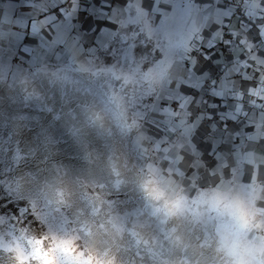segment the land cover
I'll list each match as a JSON object with an SVG mask.
<instances>
[{
  "label": "crops",
  "instance_id": "crops-1",
  "mask_svg": "<svg viewBox=\"0 0 264 264\" xmlns=\"http://www.w3.org/2000/svg\"><path fill=\"white\" fill-rule=\"evenodd\" d=\"M140 2L131 0L122 9L124 0H78L77 6L62 0H0V54L6 69L87 70L110 54L103 50L105 40L113 52L136 28L173 34L171 54L162 62L136 120L135 164L145 178L174 195L240 192L243 217L238 229L256 251L257 263L264 264V0H198L183 8L173 0H142V7ZM169 5L172 11H168ZM53 15L57 19L55 35L45 23ZM37 17L44 19L35 27H43L51 39L32 43L24 25ZM110 18L121 26L117 29L120 39L115 42L110 33L101 39V32L112 27L106 23ZM131 21L136 25L133 32L126 27ZM209 36L216 47L210 53L212 59L206 60L202 57L207 48L201 45L209 43ZM98 43L101 47L93 49ZM182 77L188 83L204 85L201 97L208 96L207 81L217 82L215 91L223 95L226 115L234 121L228 124L227 133L208 134L205 120L195 134L198 151L189 140L192 127L186 123V112L180 111L178 117L169 112L164 119L153 112L161 107L159 101L176 95L173 82ZM106 78L110 89L117 80L110 75ZM198 111L210 109L193 107V118ZM206 135L216 145L212 153L202 143Z\"/></svg>",
  "mask_w": 264,
  "mask_h": 264
},
{
  "label": "rangeland",
  "instance_id": "rangeland-1",
  "mask_svg": "<svg viewBox=\"0 0 264 264\" xmlns=\"http://www.w3.org/2000/svg\"><path fill=\"white\" fill-rule=\"evenodd\" d=\"M133 33L136 38L133 34L127 37V46L119 41L113 52L87 70L22 67L16 72L8 71L0 54V264H15V252L29 253L32 236H75L82 248L90 250L84 235H89L94 227L112 235L110 241H105L102 252L91 250L97 256V264H169L165 252L156 248L155 240L144 238L140 232L159 214L156 205L144 196L143 191L137 196L122 191L125 179L121 172L133 168L142 172L134 161L136 120L144 98L160 73L162 62L171 54L173 34L146 28ZM133 44L136 45L134 55L131 52ZM77 72L101 85L91 81L102 91L101 98L108 101L107 113L112 119L117 117L115 132L120 137L107 132L105 137L115 141L111 140L110 144L98 142L103 158L97 166L98 178L94 184L87 185L78 180L77 198L90 208L85 218L86 207L75 208L68 201L66 176L62 159L56 156L57 149H50L53 142L47 135H40L42 128H48L50 114L53 113L54 121L59 115L45 102L46 98L37 91L35 82L42 73L51 81L66 86L73 82L72 74ZM27 74H31L34 81L29 82V76L26 80ZM107 75L117 80L110 89ZM66 98L62 93V99ZM25 137L33 139L36 149L30 151L22 147ZM39 151L42 153L40 158L37 156ZM49 169L59 178L53 201L48 199L44 186ZM37 170L39 174H36ZM26 183L30 189H24ZM141 183L137 179L142 190ZM182 196L187 206L184 215L200 226L205 237L210 233L217 240L218 250L223 249V254L236 264H258L256 251L238 229V220L243 217L239 212L243 202L240 192ZM94 198L98 202L91 205ZM143 199L142 210H139L137 203ZM72 209H75L76 217L72 215ZM155 220L156 229L165 223ZM218 227H224L225 232L219 234ZM204 243L205 240H199L201 246ZM24 258L30 257L25 255Z\"/></svg>",
  "mask_w": 264,
  "mask_h": 264
},
{
  "label": "bare ground",
  "instance_id": "bare-ground-1",
  "mask_svg": "<svg viewBox=\"0 0 264 264\" xmlns=\"http://www.w3.org/2000/svg\"><path fill=\"white\" fill-rule=\"evenodd\" d=\"M41 74L35 80L37 91L45 96V102L52 105L53 112L59 115V119L54 121L53 113L50 114L47 118L48 128H42L40 135H47L53 142V146H49V148L57 149L58 154L56 156L62 159V169L65 172L64 177L66 176L65 189L68 201L75 205V208L86 207V214L83 211L85 218L88 217L90 208L87 203H82L77 198L79 190L77 183L78 180H83L85 184L93 185L97 180V166L103 158L102 152L99 153L98 142L110 144L111 140H114L113 138L107 139L105 134L111 132L117 135L115 132L117 117L112 119V116L107 113L110 105L107 100L101 98L102 91L84 75L73 73V82L64 86L62 83L51 81L48 76ZM28 76L31 79L29 82L34 81L31 74H27L26 80ZM62 93L66 94L65 100L62 99ZM40 118H42L41 115ZM117 137L120 139L118 135ZM22 140V147L25 150L36 149L37 145L32 138L25 137ZM37 153H39L37 156L40 158L42 153L40 151ZM35 172L36 174L40 173L38 170ZM121 174L125 179L121 190L128 191L134 196L139 195L142 190L137 184V179L143 182L145 179L143 173L133 168V170H126ZM58 183V175L49 169L44 186L50 201L55 200L54 189L58 187ZM26 187L29 188L28 183L24 185V189ZM97 202L98 200L94 198L91 205ZM137 204L138 209L142 210L144 199ZM71 213L76 217L75 209H72ZM143 217L145 216L143 215ZM155 219L164 220L165 223L160 226V229H156ZM92 229L89 235H84V239L90 250L102 252L104 243L110 241L112 235L102 232L98 227ZM225 230L224 227H218L219 234ZM140 232L144 238L155 240L156 248L165 252L169 264H229L231 260L230 257L223 254V249H217V240L210 233H208V237H205L200 226L186 215L178 219L166 220L158 214L150 220V225L145 226ZM199 240H205L206 243L201 246Z\"/></svg>",
  "mask_w": 264,
  "mask_h": 264
},
{
  "label": "snow or ice",
  "instance_id": "snow-or-ice-1",
  "mask_svg": "<svg viewBox=\"0 0 264 264\" xmlns=\"http://www.w3.org/2000/svg\"><path fill=\"white\" fill-rule=\"evenodd\" d=\"M156 0H154V3ZM198 0H173V3L179 4L181 8H183L185 3L189 4H197ZM62 3H69L72 5H78V0H62ZM131 0H124V4L121 6L122 9H126L130 6ZM140 6L142 7V0L140 2ZM76 9V7L74 8ZM73 9V10H74ZM168 11H172V6L169 5ZM63 15H67L66 13ZM111 17V13L109 14ZM70 18V16H69ZM44 19L42 17H37L36 21L29 20L25 23V31L29 33L32 36V43L40 42L43 38L47 37V39H51V36L47 35V32L43 27L37 29L35 27L36 23L39 22V20ZM174 22H176L174 20ZM47 25L48 31H51L53 35L56 34V29L53 28V25L57 23L56 17L53 15L50 21H45ZM109 25H112L111 28L105 29L101 32V39L104 40V34L110 33L112 42H115L116 39H120V36L118 34L117 29L121 26L116 23V21L112 20L111 18L106 21ZM135 21L129 22L126 27L129 32L132 31L133 27H135ZM219 30V28H218ZM136 31L139 32V28H136ZM259 31V30H258ZM231 35V33L229 34ZM133 38L135 39V34L133 33ZM209 43L206 45L202 44V48H207V51L203 54V59L211 60L212 56L210 53L212 50L216 47V44L213 43V36H209L208 38ZM122 43H125L126 46L128 45L127 38L123 39L121 41ZM101 45L98 43L97 47L93 49L100 48ZM103 50H106L111 53V44L105 40ZM136 51V45H131V52L134 55ZM219 55V54H217ZM192 67L193 72L195 71V65H190ZM198 75H204V73H200ZM187 77H182L179 82H173V89L176 93L175 96L168 95L163 100L159 101L161 104V107L158 111L153 109V112L155 115H158L161 119H164L167 113L171 112L174 116L178 117V113L180 111H184L187 113V119L186 123L191 125L192 127V135L189 137L190 143L194 149L197 151L199 150V146L195 144V134L199 132L200 128L203 127L204 121H208V128L207 133L208 134H214L218 131H223L225 133L228 132V124L230 122H234L231 120L229 116L226 115L228 112L227 104L224 103V97L221 93H218L215 91L216 83L215 81H207L209 84V91L207 97H201L200 93L203 91L204 85L203 84H192L188 83ZM189 89V91L185 92L183 89ZM195 93V95H193ZM208 97H211L209 99ZM208 107L210 111L208 112H202L198 111L195 118L192 117L191 109L193 107H196L197 109H200L201 107ZM219 110V111H217ZM218 122V123H216ZM222 139V138H220ZM202 143H205L208 145V151L209 153H212L213 148L216 147V145L213 143L211 139L208 138V135H206L203 138ZM10 206V205H9ZM18 212V210H17Z\"/></svg>",
  "mask_w": 264,
  "mask_h": 264
},
{
  "label": "clouds",
  "instance_id": "clouds-1",
  "mask_svg": "<svg viewBox=\"0 0 264 264\" xmlns=\"http://www.w3.org/2000/svg\"><path fill=\"white\" fill-rule=\"evenodd\" d=\"M146 198L156 205V212L166 220L183 217L186 212L184 198L161 188L152 178L142 184ZM29 253H14L15 264H97V256L89 249L82 248L75 236L51 237L49 235L30 237ZM25 255L30 258L25 259ZM229 264L236 262L229 261Z\"/></svg>",
  "mask_w": 264,
  "mask_h": 264
}]
</instances>
